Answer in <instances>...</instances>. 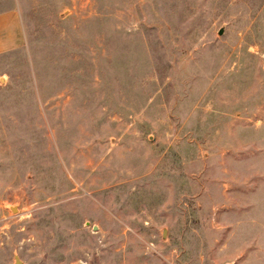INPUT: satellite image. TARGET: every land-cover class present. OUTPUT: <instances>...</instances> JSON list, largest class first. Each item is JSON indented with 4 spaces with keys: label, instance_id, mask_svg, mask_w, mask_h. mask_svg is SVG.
I'll use <instances>...</instances> for the list:
<instances>
[{
    "label": "rangeland",
    "instance_id": "374dc122",
    "mask_svg": "<svg viewBox=\"0 0 264 264\" xmlns=\"http://www.w3.org/2000/svg\"><path fill=\"white\" fill-rule=\"evenodd\" d=\"M3 11L0 264H264V0Z\"/></svg>",
    "mask_w": 264,
    "mask_h": 264
},
{
    "label": "crops",
    "instance_id": "0c3cea01",
    "mask_svg": "<svg viewBox=\"0 0 264 264\" xmlns=\"http://www.w3.org/2000/svg\"><path fill=\"white\" fill-rule=\"evenodd\" d=\"M19 42L18 22L11 11L0 12V51Z\"/></svg>",
    "mask_w": 264,
    "mask_h": 264
},
{
    "label": "water",
    "instance_id": "95a60500",
    "mask_svg": "<svg viewBox=\"0 0 264 264\" xmlns=\"http://www.w3.org/2000/svg\"><path fill=\"white\" fill-rule=\"evenodd\" d=\"M220 31V30H219ZM14 262L15 263H18L19 262V259L15 256V258H14Z\"/></svg>",
    "mask_w": 264,
    "mask_h": 264
}]
</instances>
